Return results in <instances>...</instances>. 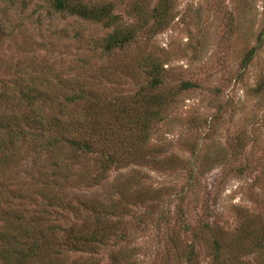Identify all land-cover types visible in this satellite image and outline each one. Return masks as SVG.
I'll return each mask as SVG.
<instances>
[{"label":"rangeland","instance_id":"obj_1","mask_svg":"<svg viewBox=\"0 0 264 264\" xmlns=\"http://www.w3.org/2000/svg\"><path fill=\"white\" fill-rule=\"evenodd\" d=\"M92 1L111 4L116 24L133 32L122 50H103L114 25L55 12L48 0H0V83L9 92L0 123L16 118L28 134L0 172V216L19 218L37 238L46 231L37 217L61 201L49 223L59 234L82 225L83 199L104 200L122 183L124 201L112 218L121 217L126 240L115 248L110 240L101 264L114 250L129 264H171L189 246L197 264H214L215 238L239 264H264V0ZM155 77L161 85L151 89ZM185 82L196 88L181 90ZM28 89L37 101L18 106ZM78 94L83 100L64 108ZM150 96L168 101L160 120L141 149L116 153L124 161L103 179H95L102 152L71 159L65 183L43 177V139L51 133L43 122L84 126L96 103L105 108L102 122L114 124L109 110ZM108 144L99 141L116 151ZM59 258L77 264L85 256L64 250Z\"/></svg>","mask_w":264,"mask_h":264},{"label":"trees","instance_id":"obj_2","mask_svg":"<svg viewBox=\"0 0 264 264\" xmlns=\"http://www.w3.org/2000/svg\"><path fill=\"white\" fill-rule=\"evenodd\" d=\"M48 1L55 12L87 23H109L117 27L116 31L107 39L108 45L103 48L106 52L122 50L133 39V32L130 29L122 30L119 24H116L111 4H99L92 0ZM115 35L120 36V38L118 39ZM254 51L255 48L248 52L243 61L244 64L249 63L254 55ZM154 72H156L155 67L152 73ZM160 85L161 81L157 77L153 78L150 82L151 89H157ZM193 88H196V86L188 82L180 85V89L183 91ZM33 91L32 89H28L26 93H22L21 91V101H17L19 105L14 104V106H20L22 103L32 104L34 101H37V96L35 95H38V93L32 94ZM27 94H32V97L27 96ZM8 98V90L4 91V87L0 83V104ZM81 100H83L82 95H73L65 100L64 108L72 104L76 105ZM167 104V99L151 96L149 99L143 100L142 104L136 102L138 106L135 108L124 107L120 103L114 111L109 110L114 124L110 120L106 123L102 122L101 119L105 114V108L96 103L89 104L88 110L93 119L84 126H81L79 123H75L74 125L55 124V121H51L47 125L43 122V130L51 132L48 133L47 138L43 139V152L49 155L47 165L43 167V177L51 183L55 181L60 184L65 183L68 168L74 165L71 159L74 160L84 154L102 152L98 158L99 172L98 176H95V179L97 181L100 178L103 179L102 177L110 168L123 163V157H119L116 154L117 152L120 153L124 149L138 151L143 147L144 142L148 140V136L145 134H148L150 127L160 120L161 110ZM63 111L62 109L61 112ZM24 121L25 118L21 122ZM9 122H5V124L0 123V172L10 168L18 151L21 149L20 145L28 135L19 128L20 125H18L19 122L16 118L11 121L9 120ZM139 137L144 140H140ZM99 141H102V143L109 141L110 144L106 147L114 145L116 151L104 150L103 146L100 147ZM108 150L110 151L106 153L108 156L104 157L106 154H103V152ZM133 159H136V157L134 156ZM121 185L122 183H118L114 192L109 194V197L104 200L99 199L97 195H91V197L83 199L79 203V208L83 212L82 225L78 227L69 224L65 225L64 228H57L59 234H54L56 228L49 223L52 220L57 222L56 213L53 209L55 207L60 208L62 205L61 201L55 205L54 201L57 200H52L45 206L46 210L43 209V217H37L39 224L36 227H40V223L43 222V230H46L42 236H38L37 238L33 237L29 225H25L19 218L12 219L11 217H2L1 215V263L32 264L34 261H43V264H58L59 257L64 250H67L85 256V259L79 261L77 264H101L98 256L101 251L111 247L109 244L110 240L114 242V248L119 242L125 243L126 240L123 234L121 217H117V219L112 218V215H115L114 209L116 208V204L119 201H124V194L120 190L122 188ZM0 203L2 202L0 201ZM69 206H72L70 202ZM207 229V232L210 231V226H207ZM206 237L207 235L203 239H206ZM209 248L214 264H239L237 257L233 253H226L225 247L220 240L213 239ZM111 253L107 264H129L128 262H124L121 251L117 252L114 250ZM171 264H197L195 250L190 246L184 248L172 256Z\"/></svg>","mask_w":264,"mask_h":264}]
</instances>
